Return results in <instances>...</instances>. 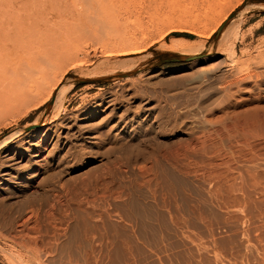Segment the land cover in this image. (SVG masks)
Returning <instances> with one entry per match:
<instances>
[{
	"label": "rangeland",
	"instance_id": "1",
	"mask_svg": "<svg viewBox=\"0 0 264 264\" xmlns=\"http://www.w3.org/2000/svg\"><path fill=\"white\" fill-rule=\"evenodd\" d=\"M0 58V264H264V0H0Z\"/></svg>",
	"mask_w": 264,
	"mask_h": 264
},
{
	"label": "bare ground",
	"instance_id": "2",
	"mask_svg": "<svg viewBox=\"0 0 264 264\" xmlns=\"http://www.w3.org/2000/svg\"><path fill=\"white\" fill-rule=\"evenodd\" d=\"M99 1V0H96ZM101 1V0H100ZM214 2V1H213ZM202 4V3H200ZM212 4V3H211ZM204 6V4H203ZM7 17V16H6ZM78 18V17H77ZM7 20V19H6ZM15 20V19H14ZM221 22V21H220ZM217 29L216 27H213L210 31H209V35L211 33H213L215 30ZM207 34V37L209 36ZM21 39V38H20ZM6 41V40H5ZM7 42V41H6ZM26 42V41H25ZM23 43V42H22ZM175 44V43H174ZM23 45V44H22ZM176 45V46H175ZM173 45L172 47H170L172 50H176L178 47L177 43ZM24 46V45H23ZM175 46V47H174ZM174 47V48H173ZM176 48V49H175ZM47 49V48H46ZM170 49V50H171ZM126 50V49H125ZM135 50V49H134ZM6 51V50H5ZM47 51V50H46ZM51 51V50H50ZM137 51V50H136ZM136 51H134L133 53H135ZM233 51V50H232ZM22 52V51H21ZM45 52V51H44ZM43 52V53H44ZM49 54L51 52H48ZM128 53V52H127ZM46 54V52H45ZM54 54V53H52ZM132 54V53H131ZM117 55V54H116ZM44 56V55H43ZM46 56V55H45ZM23 58H15L17 59L16 61L19 62L17 63V65L20 66V63H25L26 67H28L29 69H31L32 71L38 73V74H47L50 70H52L53 68L57 67L58 65V60L56 58H24V56H22ZM30 57V56H29ZM42 62H44V65L42 64ZM131 62V61H130ZM14 63V62H13ZM14 65V64H13ZM13 65L10 63V61H7V58H0V113H4L6 111H8L9 109H12V106L14 105V103L17 102L20 103L21 99H23L27 93L30 94L32 89L34 88L36 82L35 81H31L28 84H26V86H24V88H18L17 85L19 84L18 81L16 80V78L11 77L8 75L7 71H11L12 74H17L16 72V67L14 68ZM23 69V68H22ZM17 70H18V66H17ZM14 78V79H13ZM50 93V92H49ZM48 93V96H49ZM18 103V104H19ZM15 107V106H14ZM6 160H10V158H8L7 156L5 157ZM11 161V160H10ZM10 163V162H9ZM16 164V163H15ZM11 165V164H10ZM8 166V165H7ZM16 169V168H15ZM11 169H9L8 171H5L1 174V177L3 179V182H9V180L11 179ZM16 171V170H15ZM14 178V177H13ZM12 183V182H11ZM6 186V185H5ZM8 187V186H7Z\"/></svg>",
	"mask_w": 264,
	"mask_h": 264
},
{
	"label": "water",
	"instance_id": "3",
	"mask_svg": "<svg viewBox=\"0 0 264 264\" xmlns=\"http://www.w3.org/2000/svg\"><path fill=\"white\" fill-rule=\"evenodd\" d=\"M221 29V28H220ZM197 59V57H187L186 59H185V61L186 62H189V61H193V60H196ZM34 127H30V128H28L27 130H30V129H33Z\"/></svg>",
	"mask_w": 264,
	"mask_h": 264
},
{
	"label": "trees",
	"instance_id": "4",
	"mask_svg": "<svg viewBox=\"0 0 264 264\" xmlns=\"http://www.w3.org/2000/svg\"><path fill=\"white\" fill-rule=\"evenodd\" d=\"M175 35L182 36V37H190L187 34H175Z\"/></svg>",
	"mask_w": 264,
	"mask_h": 264
}]
</instances>
